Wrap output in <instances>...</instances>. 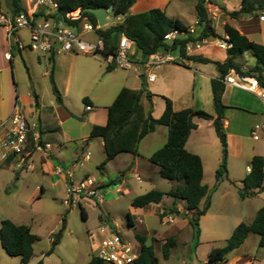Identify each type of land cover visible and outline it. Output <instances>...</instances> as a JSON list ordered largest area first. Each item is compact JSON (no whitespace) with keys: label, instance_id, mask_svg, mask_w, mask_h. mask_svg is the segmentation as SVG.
Here are the masks:
<instances>
[{"label":"crops","instance_id":"0c3cea01","mask_svg":"<svg viewBox=\"0 0 264 264\" xmlns=\"http://www.w3.org/2000/svg\"><path fill=\"white\" fill-rule=\"evenodd\" d=\"M7 1L8 12L2 9V4L1 11L12 14L9 3L10 1ZM22 1L25 4L27 3V5L31 3L30 7L28 8L29 10L35 0H21V3ZM196 2L197 0H193L189 11V14L193 19L191 22L192 24L195 20H197L195 12ZM240 2L241 0H238L236 4L225 2L221 3L225 8V15L222 17L223 23L231 24L241 33L245 34L250 40L264 45V19H260L258 16L253 14H241L237 18H232L227 14L228 12L239 9ZM151 8H160L168 17L178 18L183 21L182 12H184V9L180 0H136L130 6L127 13H139ZM110 16H112L111 21H109ZM122 19L123 16H113L112 13H109L106 17V24L103 27L105 28L115 25L121 22ZM183 22L186 25H190L189 22L186 23L187 21ZM223 26H221L218 31V34L221 37L225 36ZM24 31V33L17 32L16 35L22 41L27 42L28 31ZM94 36L96 35L93 34V37ZM213 36L214 35L212 34L206 38L212 39ZM212 41L203 44L198 50L194 52L203 54L209 57L211 60L224 61L227 58L226 50L218 48L214 43H212ZM22 50L16 49L15 46L10 45L6 37L5 28L0 27V121L8 117L15 108L21 110L28 117L29 109L32 107L31 98L33 99L38 131L40 133L41 140L49 144V149L45 153L33 154V168L29 171L34 170L36 162V165L41 173L48 176L50 186L55 185V178L60 179L63 186L62 201L66 194L65 183L67 181V170L72 173L73 178L77 181L90 178L86 171L77 172V174L74 172V168L77 167V165L82 166L83 161L88 160L90 156L88 151L83 153L81 149H83L84 146L78 145V141L81 143L86 142V138L88 137L91 127L94 124L104 125L106 123L108 102L114 100L116 94L122 87L126 86L135 90H141L143 87H145L147 90H149L151 92V99L148 100L143 95L141 101L145 110L151 108V115L155 118L160 117L162 114L165 107V98L171 100L172 107L176 111L185 108H192L204 110L207 113L215 116L210 82L212 78L217 77L218 72L216 70L215 64L212 62L198 63L188 59H183L182 62H167L160 64L150 69H146L148 72L147 74H152L153 78L150 79L148 77L150 79L148 80L147 76H145V83H142L143 87H140V85H136L134 83V79L139 75L138 72H136L132 78H130L132 74L127 72L122 73L123 76L121 77L118 76V69L116 68L112 69L111 71H107V63L104 62L105 64L101 65L98 56L95 54L86 56L85 54L89 53H57L55 51L44 54L37 53V55L35 54L34 57L29 55L25 56L31 61L33 66L36 59V67L44 68V76L49 77V73L52 71L55 85L61 95V104L57 103L56 98L53 95V97H51L48 101V111H43L41 106H38L39 99L37 98V102L35 101L34 97L37 95L35 88L28 90L25 88L23 91L20 90V84L16 75L14 53L20 54L22 60L26 63ZM137 51L138 50L136 46H134L133 53L135 56ZM174 54L176 55L178 52L175 51ZM247 55H250L253 59L255 58L251 52L248 53L247 51L234 59L243 71L253 69V66L250 65V61L247 59ZM47 66L50 67V70H48ZM139 69L140 67H134L135 71H139ZM254 74L256 76L259 75L264 79V77L260 74L259 69L256 70ZM228 76L233 77L235 80L242 83L244 87H237L225 83V88L222 94V103L226 106L224 109L223 130L226 134L227 141V173L217 186H220V184L224 181H228L230 183L234 182L232 185L237 188L239 186H243L242 180L250 170L249 162L251 158L254 155H261L264 158V128H261L258 131L259 137L257 139L253 138V136L250 134V130L254 125H264V93L259 91L261 87L259 88L256 79L254 82H252L248 80V78H245L246 76L239 75L234 70H230L228 72ZM29 78L31 80V76ZM80 80L87 83L91 82V85L97 84V93H91V96L89 97L84 96L91 101V106L85 105L83 103L82 107L74 110L72 107H70L71 105L68 100L70 96L81 94V91L76 92L73 88V85H75L77 81ZM35 82L36 80L34 79L32 85L35 84ZM20 91L22 93H20ZM24 92L25 94H23ZM86 94L89 95V93ZM81 95H77L78 98ZM99 98H103L105 101L99 103ZM37 106L39 109L36 108ZM83 114V118L79 119L78 117H81ZM194 122L197 124V127L189 134V137L185 143V148L187 151L197 154L201 158L203 177L205 169L204 158L207 164L210 165L209 171L215 176V171L221 160V148L220 150L217 148L220 144L219 138L215 133L212 120L195 117ZM205 128H213V132L215 133L218 141H216L215 136H213V140L210 141L209 138L204 135ZM155 133H158V137L161 138V144L155 149L149 150L147 153L142 155L140 152V147L144 141V138H146L148 135H154ZM167 135V126L157 125L152 132H149L139 141L137 146V154L129 153V156L126 157L124 156L126 153H120L113 159L108 160L105 163L106 165L112 161H115L117 157H120V159H123L122 162L125 164V167L119 171V176L114 175L116 179H118V184L116 183L115 178L111 179L110 183H105L103 181L100 182V184L102 186H109L108 189L112 192L119 193L129 190L126 189L128 187L126 177L133 175L137 181H141L139 171L141 170L145 172L146 167V171H149V168H151L152 172H156L158 174V166L155 164L150 166L151 162L149 161V157L154 151L165 144ZM93 140L97 141L100 149L103 151L102 139L100 137H93ZM210 144L215 146L211 147ZM143 148L148 149L146 144H143ZM212 148L214 150L210 153L208 149ZM87 152L89 153V156L85 158L84 156ZM34 155H37L35 161ZM58 166H60L62 169V173L59 175L54 173L55 168ZM90 179L93 180L94 178L91 177ZM169 189L164 190V192L168 191ZM40 190L43 191L44 187L41 186ZM263 192L264 190L259 191L258 194H262ZM106 193L107 191L104 192V195ZM162 199L158 203H150L142 207H134L130 205L129 213L131 214V220H127L128 224L135 226V223H138V221H135V218L140 216V212H143L149 206L153 207V209H151V211L146 214H142V216L155 213L156 205L153 204L159 205L162 202ZM81 200L79 201V204L85 210ZM92 201L94 202V200ZM201 203L199 204V207H202ZM173 204L176 206V210L178 211L179 215L186 214L189 217V214H193V210H187L185 201L183 199H178L175 201L172 199L169 205L172 206ZM93 205L94 203L91 202V206ZM183 208L186 210H183ZM104 212L105 215L108 216V212ZM85 213L87 216L86 210ZM217 218H219V216H217L215 212L210 211L209 207L206 213L199 217V226L202 224V222H206L210 225V223ZM104 219L107 220L108 225L112 223L114 224L113 227L116 229L119 228V226L115 222H111V219L108 217H105ZM99 230L100 229L97 227V229H95L91 234H95ZM165 238L166 237L164 236L160 238L162 244L165 241ZM242 245H244V242L238 248L232 250L228 254L227 261L223 264H230L235 257L236 251L241 249ZM240 256L245 257L243 264H264V254L263 256H258L256 254H248L243 252L240 253ZM19 262L20 258L18 257V262L15 263L13 261V264H19Z\"/></svg>","mask_w":264,"mask_h":264},{"label":"trees","instance_id":"16d2710c","mask_svg":"<svg viewBox=\"0 0 264 264\" xmlns=\"http://www.w3.org/2000/svg\"><path fill=\"white\" fill-rule=\"evenodd\" d=\"M12 14L26 11L21 0H9ZM136 0H58L59 12L63 16L65 23L71 26H79L81 20H69L65 13L80 9L82 17H86L94 26L97 25L95 16L85 11L86 7L104 8L112 6L113 16H123L121 22L108 26L96 27L93 34L103 39V53H115L118 47L120 33H125L135 42L137 50L142 59L147 60L148 56L157 50H176L184 58L198 63L212 62L218 72L217 77L211 79L212 99L215 116L204 110L185 108L174 110L170 99L165 98V107L160 117L151 115V108L145 110L143 95L150 100L151 92L147 89L135 90L122 87L116 94L114 100L107 106V120L104 125L94 124L91 127L89 137H100L103 141V151L105 158L100 166L116 155L127 152L137 154L139 141L149 132H152L157 125H165L168 128V135L165 144L154 151L149 157V161L158 166V175L162 179L176 181V186L164 192L151 189L143 194L136 195L131 200L134 207H142L150 203H158L164 195H169L173 200L183 199L186 208L193 210V216L189 223L194 229L195 241L199 233V217L206 213L211 204V193L218 183L226 176L227 141L223 130V117L225 105L222 103V94L225 88L224 78L230 70L242 76L255 77L259 87L264 89V79L256 76L254 72L259 69L258 65L250 70L243 71L234 60L244 52H251L259 65L264 70V45L250 40L245 34L229 23L223 26L224 32L228 36L231 46L227 48V58L224 61L211 60L200 53H186V45L192 37L176 38L171 42L163 39L169 30L178 28L186 29L187 25L179 19L169 18L165 12L159 8H151L139 13L128 14L130 6ZM225 11V8L223 7ZM1 11V1H0ZM264 11V0H241L237 10L228 12L232 18H237L241 14H253L259 16ZM195 12L198 22L203 24V30L196 39L206 38L214 34L203 7L202 0H197ZM35 16L47 18L42 11H38ZM114 67L109 64L107 71ZM49 82L53 95L57 103L61 104V95L55 85L52 71L49 73ZM35 101L37 97L35 96ZM37 102V101H36ZM85 105L92 103L87 97L82 98ZM84 114L79 119H82ZM212 120V124L221 144V160L215 171V183L212 188L202 183L203 166L201 158L186 150L185 143L189 134L197 127L194 118ZM250 170L242 180L243 186L239 189L241 197L253 195L264 190V158L261 155H254L249 162ZM204 199L202 207L199 204ZM80 207L81 216L86 219L84 208ZM177 213L173 204L169 210ZM165 211L160 214L163 216ZM127 220H131V214L127 213ZM255 233L259 236L258 246L264 247V205L261 206L250 223L240 222L232 231V234L225 240L223 246L212 248L205 264H223L227 261L228 254L238 248L245 240L247 234ZM58 234V238H59ZM140 244V254L134 264H159L155 256L153 246L145 242V236L136 234ZM38 236L31 232V228L26 224H16L9 219L0 222V242L8 255L18 256L19 264H26L33 254V244ZM58 241V240H57ZM55 241V243H57ZM173 237H168L162 244L161 251L164 259L170 254V248L174 245ZM52 250L47 254H51ZM38 264H41L39 262ZM85 264H104V261L92 255Z\"/></svg>","mask_w":264,"mask_h":264},{"label":"rangeland","instance_id":"374dc122","mask_svg":"<svg viewBox=\"0 0 264 264\" xmlns=\"http://www.w3.org/2000/svg\"><path fill=\"white\" fill-rule=\"evenodd\" d=\"M0 1L2 9L7 11L8 1ZM216 1L219 4L222 3V0ZM237 1L238 0H225V3L236 4ZM180 2L183 4L184 9V12L180 10L183 13L182 20L192 24L191 22L193 19L189 11L193 0H180ZM22 4L26 8V11L31 5V3L27 5V3L25 4L23 1ZM111 20L112 16L109 17V21ZM219 29L220 28L217 30L219 31ZM71 30L77 32V30L73 28H71ZM20 31H18V33L25 32L24 30ZM83 37L91 38V40L94 39L92 33L85 34ZM22 53L26 63L22 60L20 54L14 53L16 75L20 84V90L23 91L25 88L27 90L35 88L37 93L36 97L38 96L37 98L39 99L38 106H41L43 111H48V101L53 97L49 77L43 75V67H36V59L33 66L31 61L25 57L26 55L34 57L35 54L37 55L36 52L24 49ZM85 55L89 56L90 54ZM95 55L98 56L101 65L105 64L102 53H95ZM129 58L131 60L136 59L135 61L137 62H144L139 51H137L136 56H129ZM247 59L250 61V65H252L253 68L258 65L260 74L264 77V70L262 66L257 63V60L255 58L253 59L250 55H247ZM47 67L48 70H50V67ZM116 69H118V76L121 77L123 76L122 73L127 72L132 74L130 77L132 78L133 75L138 72L139 75L137 74L138 77L134 79V83L140 85V87H143L141 76L144 75L148 78V72L143 66L140 67L139 71H135L134 66L130 69ZM30 76L31 80L29 78ZM34 79L36 82L32 85ZM148 80L150 79L148 78ZM73 88L76 92L81 91L80 93L82 94L70 96L68 101L71 105L70 107L74 110L83 106L81 97H89L91 93H97V84L91 85V82H82V80L77 81V83L73 85ZM142 89L146 88L143 87ZM260 89L259 91H264L262 90L263 88ZM21 91L20 93H22ZM86 93H89V95ZM23 94H25V92ZM77 95L81 96L78 98ZM31 100L32 107L29 109L28 117L31 121L37 122L35 106L32 98ZM102 101L105 100H103V98L98 99L99 103H102ZM111 102L112 101L108 102V105ZM38 106L36 108L39 109ZM204 130V135H206L210 141L213 140L212 137L215 136L213 128H205ZM92 140L93 137H89L88 135L86 142L81 143L78 141V145L84 146L83 149H81L83 153L88 151L90 156L88 160L83 161L82 166L77 165V167L74 168V172L77 174V172L86 171L90 178L93 177L95 183L99 184L104 200L99 204L95 200L93 202L91 199L82 198V204L87 211L86 219L82 218L79 205L69 207L63 204L62 182L60 179L55 178V185L50 186L48 176L41 173L36 162L33 171L16 172L10 166L0 167V222L3 219H9L17 224L29 225L31 232L38 236V239L33 244V254L26 264H38L39 262H41V264H85L90 259L91 255L96 252L97 244L104 235V232L101 230L95 234L91 233L97 229V227L101 229L102 227L111 225L113 228L114 224L111 223L108 225L107 220L104 219L105 217H108L111 219V222H115L119 226V230H117L122 236L129 238L136 244L139 243L136 234L141 233L145 235V242L153 246L159 264H205L209 250L214 247L223 246L225 240L232 234L235 226L240 222L250 223L254 219L257 210L264 205V192L262 194L256 192L253 195L241 197L239 195V189H241L242 186L236 188L232 185L234 182L230 183L224 181L220 186H216V189L211 193L210 211L215 212L219 218L212 221L210 225L206 222H202L199 226V233L196 241L194 229L189 223V219L193 214H189L188 217L186 214L177 215L176 213L168 211L171 206L169 203H171L173 199L169 195H164L159 205L153 204L156 205L155 213L142 216V214H146L153 209L151 206L146 208L143 212H140V216L135 218V221H138V223L136 222L135 226H132L127 222V213L130 212V203L133 197L151 189L161 191L167 190L176 186L177 182L162 179L156 172H152L151 168L148 167L150 170L146 171V167L145 172L139 171L141 181H137L133 175L126 177L128 186L126 189L129 190L119 193L112 192L108 189L109 186H102L100 182L104 181L105 183H110L111 179H116L115 176H119V171L125 167V164L122 162L123 159L117 157L115 161H112L108 165L104 164L100 166L105 155L102 149H100L97 141ZM216 141H218L217 137ZM143 144H146L148 149L143 148ZM160 144L161 138L158 137V133L148 135L144 138L140 147V152L143 155L149 150L155 149ZM210 146L213 147L215 145L212 146V144H210ZM217 148L220 150V144ZM208 150L211 153L214 149ZM122 153H126L124 155L126 157L129 156L127 152ZM36 158L37 155H34V161ZM152 164L153 163H151L150 166H153ZM204 165L205 169L202 183L212 188L215 183V176L209 171L210 165L207 164L205 158ZM115 181L118 184V179ZM41 186L44 187L43 191L40 190ZM106 191L109 194L106 193L107 195H104ZM91 202L94 203L93 206H91ZM203 202L204 199L202 200L201 206ZM163 210H166V214L161 216L160 214ZM183 210L186 209L183 208ZM104 211L108 212V216L105 215ZM169 215L174 218V221H168L167 218ZM58 234H60L59 238L57 236ZM163 236L166 237L165 240L171 236L175 241L174 245L170 248V254L167 259L163 258L161 251L162 242L160 238ZM55 241H57V243H55ZM257 243V234H247L244 245L241 246V249L236 251L235 257L230 264H243L245 257L240 256V253L243 252L263 256L264 248L259 247ZM50 250H52L51 254H47ZM13 261L17 263L18 256L8 255L0 244V264H13ZM104 264L112 263L104 262Z\"/></svg>","mask_w":264,"mask_h":264},{"label":"built area","instance_id":"2783aa9c","mask_svg":"<svg viewBox=\"0 0 264 264\" xmlns=\"http://www.w3.org/2000/svg\"><path fill=\"white\" fill-rule=\"evenodd\" d=\"M202 3L214 32L212 39H196L204 26L198 22V19L193 24L187 25L186 29L169 30L164 34L163 39L171 42L176 38L192 37L193 40H190L186 45L187 54L194 53L203 44L212 40L215 46L227 50L231 46L228 36L225 32V36H219L217 30L224 24L222 19L225 15L223 4H219L216 0H202ZM38 11H42L48 17L35 16ZM59 13L58 0H35L27 11H20L15 14L0 11V27L5 28L7 40L16 49H26L38 54L50 53L51 51L57 53H102L107 65L111 64L114 68L130 69L133 66L135 68L143 66L145 69H150L167 62H182L184 59L176 49L157 50L150 54L144 62L131 60L129 56L135 55L133 50L136 45L123 32L120 33L116 52L104 54V43L100 36H94L93 40L83 37L85 34H93L98 25L94 26L86 17H82L80 9L65 13V17L69 20H81L79 26L68 25L63 20V16L55 24V16ZM258 17L264 19V11ZM71 28L77 32L72 31ZM20 30L28 31L27 42L17 37L16 33ZM175 51L178 54L175 55ZM148 77L152 79L153 75H148ZM224 83L244 87L242 83L228 76V74L224 78ZM261 128H264V125H254L250 130L251 136L257 139L259 137L258 131ZM48 149L49 144L41 140L37 123L31 121L21 110L15 108L8 117L0 121V167L10 166L16 172L32 170L33 154L45 153ZM88 156L89 153L87 152L84 157L87 158ZM54 173L61 174V167H56ZM66 175V194L62 201L63 204L69 207L76 206L82 198L95 200L99 204L103 202L104 196L100 191L99 184L95 183V179L85 178L77 181L69 170H67ZM167 219L171 222L174 218L169 215ZM100 230L104 232V235L97 244V250L93 255L112 264L135 263L140 254L139 243L136 244L129 238L122 236L114 227H102Z\"/></svg>","mask_w":264,"mask_h":264},{"label":"water","instance_id":"95a60500","mask_svg":"<svg viewBox=\"0 0 264 264\" xmlns=\"http://www.w3.org/2000/svg\"><path fill=\"white\" fill-rule=\"evenodd\" d=\"M112 6H109L107 9L104 8H92V7H86L84 10L87 12L92 13L97 21L98 27H103L106 24V17L109 13L112 12ZM62 19V15L59 13L55 16V24H57L58 21ZM143 84L145 83V76H141ZM245 78H248V80L254 82L255 77L253 76H246Z\"/></svg>","mask_w":264,"mask_h":264}]
</instances>
